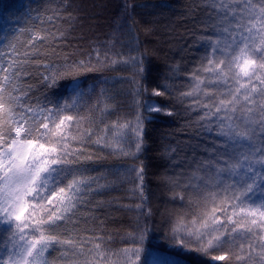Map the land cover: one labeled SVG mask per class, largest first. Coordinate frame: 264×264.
Returning <instances> with one entry per match:
<instances>
[{
  "label": "trees",
  "instance_id": "trees-1",
  "mask_svg": "<svg viewBox=\"0 0 264 264\" xmlns=\"http://www.w3.org/2000/svg\"><path fill=\"white\" fill-rule=\"evenodd\" d=\"M94 1L0 0V84L8 83L4 77L17 68V60L24 61L12 77L9 95L26 98L37 116L49 101L58 102L61 110L70 105L61 114L79 116L64 128L71 143L76 142L73 136L86 137L89 131L91 148L98 147L101 136L108 142L95 153L97 159L86 162L97 170L86 177L92 190L76 214V226L66 225L69 238L83 241L90 239L88 233H103L112 253L139 248L137 264H154L160 256L175 264H210L194 239L181 246L171 231L177 217H186L191 226L194 215H213L211 203L204 207L203 194L185 191L181 182L190 175L188 163L202 158L208 143L200 127L205 109L194 102L206 100L199 80L207 75L202 63L211 56L204 35L208 0ZM31 36L40 37L33 41L36 47H20ZM51 76L55 82L45 79ZM186 92L192 95L183 96ZM136 121L138 142L130 129ZM216 206L215 216L225 219L223 194ZM244 235L238 229L228 236L224 248L233 252L230 264H242L236 254L242 243L248 250ZM8 236L0 226V255L11 246ZM110 264L120 262L112 256Z\"/></svg>",
  "mask_w": 264,
  "mask_h": 264
},
{
  "label": "snow or ice",
  "instance_id": "snow-or-ice-1",
  "mask_svg": "<svg viewBox=\"0 0 264 264\" xmlns=\"http://www.w3.org/2000/svg\"><path fill=\"white\" fill-rule=\"evenodd\" d=\"M204 11L211 56L206 55L202 67L207 75L199 80L207 90L206 100L197 97L194 102L205 109L200 127L208 143L202 158L188 163L190 175L181 182L185 191L203 194L204 207L211 203L213 215H194L191 226L186 217H177L171 221L172 237L181 246L194 239L210 256V264H230L233 252L224 246L230 234L242 229L248 250L242 243L236 259L242 264H264V0H208ZM37 39L31 36L20 47L35 48ZM11 47L19 55L16 44ZM23 62L17 60V68L4 77L8 83L0 84V226L11 245L0 255V264H110L112 256L120 264H137L139 248L112 253L103 233H88L90 239L83 241L69 238L66 225L76 226V214L92 190L86 177L97 170L86 162L97 159L95 153L108 142L101 136L98 147L91 148L89 131L86 137L73 136L76 142L71 143L64 128L79 116L61 114L70 105L61 110L58 102L49 101L50 106L41 105L37 116L26 98L17 100L15 92L9 95V84ZM195 75L199 77V71ZM45 79L55 82L56 77ZM140 148L137 143L136 149ZM138 175L142 180V168ZM221 194L227 201L221 209L225 219L215 216ZM154 264L175 262L160 256Z\"/></svg>",
  "mask_w": 264,
  "mask_h": 264
},
{
  "label": "rangeland",
  "instance_id": "rangeland-1",
  "mask_svg": "<svg viewBox=\"0 0 264 264\" xmlns=\"http://www.w3.org/2000/svg\"><path fill=\"white\" fill-rule=\"evenodd\" d=\"M100 1V0H99ZM106 2L108 3V2H110L109 0H106ZM94 3H95V5H96V0L94 1ZM103 3V2H102ZM103 5V4H102ZM2 42V41H1ZM1 42H0V44H1ZM3 45V44H2ZM1 45V46H2ZM7 111V107H5V112ZM138 124H139V122L138 121H136V122H134L131 126H130V129L132 130V134H133V137H134V139H135V141L136 142H138V138H139V133H138V131H139V129H138ZM14 134V133H13Z\"/></svg>",
  "mask_w": 264,
  "mask_h": 264
}]
</instances>
